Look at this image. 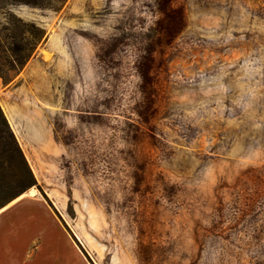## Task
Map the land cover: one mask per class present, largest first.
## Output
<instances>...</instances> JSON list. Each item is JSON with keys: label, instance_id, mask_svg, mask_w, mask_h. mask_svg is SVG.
Here are the masks:
<instances>
[{"label": "rangeland", "instance_id": "374dc122", "mask_svg": "<svg viewBox=\"0 0 264 264\" xmlns=\"http://www.w3.org/2000/svg\"><path fill=\"white\" fill-rule=\"evenodd\" d=\"M52 220L90 264H264V0H0V264Z\"/></svg>", "mask_w": 264, "mask_h": 264}, {"label": "crops", "instance_id": "0c3cea01", "mask_svg": "<svg viewBox=\"0 0 264 264\" xmlns=\"http://www.w3.org/2000/svg\"><path fill=\"white\" fill-rule=\"evenodd\" d=\"M52 221L55 233L43 230L40 236L36 237V233L29 232L31 233V242L35 240L38 246L31 256L29 255L30 257L25 253V259L40 260L42 264H90L87 257L72 238V235L56 220Z\"/></svg>", "mask_w": 264, "mask_h": 264}, {"label": "trees", "instance_id": "16d2710c", "mask_svg": "<svg viewBox=\"0 0 264 264\" xmlns=\"http://www.w3.org/2000/svg\"><path fill=\"white\" fill-rule=\"evenodd\" d=\"M13 141H14V143L16 144V147H17V149H18V145H17V143H16V140H15V138L13 137ZM21 157H22V155H21ZM24 160V159H23ZM23 195V194H22ZM20 197V196H19Z\"/></svg>", "mask_w": 264, "mask_h": 264}, {"label": "bare ground", "instance_id": "6f19581e", "mask_svg": "<svg viewBox=\"0 0 264 264\" xmlns=\"http://www.w3.org/2000/svg\"><path fill=\"white\" fill-rule=\"evenodd\" d=\"M34 194H35V192H34V191H32L31 195H34ZM13 201H15V200H13ZM13 201H12V202H13Z\"/></svg>", "mask_w": 264, "mask_h": 264}, {"label": "water", "instance_id": "95a60500", "mask_svg": "<svg viewBox=\"0 0 264 264\" xmlns=\"http://www.w3.org/2000/svg\"><path fill=\"white\" fill-rule=\"evenodd\" d=\"M30 193H32V191H30Z\"/></svg>", "mask_w": 264, "mask_h": 264}]
</instances>
